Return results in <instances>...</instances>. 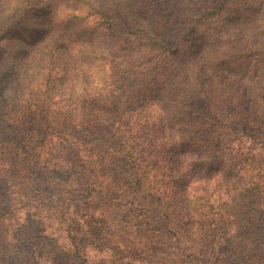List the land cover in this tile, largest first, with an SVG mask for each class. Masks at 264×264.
<instances>
[{"label": "trees", "instance_id": "1", "mask_svg": "<svg viewBox=\"0 0 264 264\" xmlns=\"http://www.w3.org/2000/svg\"><path fill=\"white\" fill-rule=\"evenodd\" d=\"M64 1L0 0V264H264V0Z\"/></svg>", "mask_w": 264, "mask_h": 264}, {"label": "rangeland", "instance_id": "2", "mask_svg": "<svg viewBox=\"0 0 264 264\" xmlns=\"http://www.w3.org/2000/svg\"><path fill=\"white\" fill-rule=\"evenodd\" d=\"M57 5H59L62 10H55V20H56V23L58 25H73V23H67V15H66V5H68L66 3V1L64 0H58L57 2ZM4 13H2L0 15V17L3 15ZM42 13L38 10V11H34L33 13H30L29 14V18L26 22H23L21 25H19V29L20 31L22 32L21 35H23L24 37H28L24 32L28 33L29 35H32L34 36L35 38L40 36L41 35V29H45L46 28V24H42L40 23V19H47L48 18V14H45L44 17H41ZM4 18V17H2ZM76 20V19H73V21ZM42 121L40 119H31L29 121V127L35 131L39 130L40 127H41V124ZM108 125L107 123H104V125H101L100 126V130L99 132L97 131H92V133L94 134L93 137H97V139H101V135H104L105 132H107L108 130ZM90 131V129H89ZM90 135H91V131L89 132ZM91 137V136H90ZM90 139V138H89ZM117 163H118V166L120 167H124V164L121 162V161H118L117 160ZM120 170H119V173H117V178L120 179ZM39 183H41V188L45 189L46 188V184H44L41 180L38 181ZM170 241H166L164 239V242H163V247L161 249H159L158 253L160 256L166 258V259H175V256L173 254V252L170 250ZM161 245L157 244L156 245V248H160Z\"/></svg>", "mask_w": 264, "mask_h": 264}]
</instances>
